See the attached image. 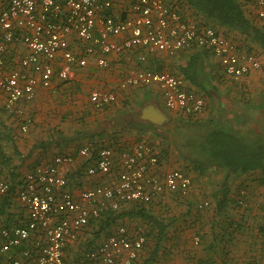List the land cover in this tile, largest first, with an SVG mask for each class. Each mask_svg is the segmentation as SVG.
Listing matches in <instances>:
<instances>
[{
	"label": "built area",
	"instance_id": "obj_1",
	"mask_svg": "<svg viewBox=\"0 0 264 264\" xmlns=\"http://www.w3.org/2000/svg\"><path fill=\"white\" fill-rule=\"evenodd\" d=\"M174 0H0V94L3 107L19 117V130L31 122L19 107L30 100L37 87H48L55 77L68 79L73 66H85L93 57L96 66L107 68L112 54L136 51V59L171 56L192 47L207 49L217 59L226 77L238 81L261 61L252 51L210 26H200L172 7ZM255 15L264 19V0H256ZM22 44L25 53L8 59V48ZM185 80L168 70L128 67L121 72L117 87L155 85L164 107L188 117L203 114L205 99L188 89ZM89 98L95 108L116 99V92L92 89ZM77 155L91 159L88 175L107 174L114 163L113 150L93 152L82 146ZM72 156L57 155L40 162L23 175L16 199L27 212L24 225L0 226V257L4 264H133L144 243L119 225L77 262H66L63 251L76 240L79 229L106 208L122 203L148 202L160 194H186L191 178L183 170L156 171L159 157L149 145L119 153L113 181L82 189L75 196L66 188L67 179L57 165L72 162ZM8 182L0 177V195ZM202 201L199 206H206ZM198 241L193 238L194 244Z\"/></svg>",
	"mask_w": 264,
	"mask_h": 264
},
{
	"label": "trees",
	"instance_id": "obj_2",
	"mask_svg": "<svg viewBox=\"0 0 264 264\" xmlns=\"http://www.w3.org/2000/svg\"><path fill=\"white\" fill-rule=\"evenodd\" d=\"M255 1L250 0L254 8ZM245 6V0H174L172 4L182 16L198 25L213 27L239 42V46H246L248 51L256 46L264 52V19L247 12ZM180 51L189 53L184 64H169L167 70L202 89L201 95L208 98L211 73L206 69V56L210 52L197 47ZM211 109L215 110L213 106ZM177 126L183 138L177 144L187 151L186 160L192 170L202 176L211 169L222 172L220 182L209 194L210 199L205 200L208 204L199 206L202 201L191 197L190 187L184 195L168 192L148 202H127L117 209H103L88 222L93 228L90 246L122 225L145 238L133 264H170L177 254L186 264H227V258L230 260L234 248L241 244L238 264H264V188L263 199L256 206L253 202V206L249 204L248 191L253 190L247 188L252 178L264 177L258 173L264 170V130H240L218 119ZM8 134L0 128V167H4L0 169V177L9 184L6 194L0 195V226L10 228L24 225L27 212L16 199L22 178L8 167L11 157L4 152L10 139ZM172 206L184 210L173 214ZM191 236L198 238L196 245L200 249L191 248Z\"/></svg>",
	"mask_w": 264,
	"mask_h": 264
},
{
	"label": "crops",
	"instance_id": "obj_3",
	"mask_svg": "<svg viewBox=\"0 0 264 264\" xmlns=\"http://www.w3.org/2000/svg\"><path fill=\"white\" fill-rule=\"evenodd\" d=\"M245 2L246 11L251 14L255 13L256 7L251 5L250 0H245ZM240 47L248 51L246 46L241 45ZM250 51L258 56L261 66L238 81L226 77L217 59L212 54H207L206 69L208 73H211V80L208 83V98L203 96L205 110L203 114L195 117L168 111L164 107L162 94L155 85L137 86L123 91L117 87L121 72L128 67L137 66L152 70L166 68L165 70H167L169 64L183 65L189 54L186 51H178L173 57H166L163 54L148 56L144 63L138 62L137 52L134 50L127 54H112L109 57L107 68L96 66L93 57H91L85 66H73L72 74L68 79L59 80L54 77L48 87H37L32 99L19 101L18 105L23 116H29L31 120L25 132L15 130L16 125L11 123L12 120L5 121L4 115L3 117H1L2 114L0 115L1 131L9 133L8 136H10L6 147H4L5 154L11 157L8 167L19 172L20 177L23 178V174L31 171L40 162L49 163L57 155L72 156V162L59 164L57 167L67 179L66 188L76 196L82 189L113 181L119 166V153L139 145L151 146L159 157L156 171L159 174L165 171L167 168L162 163L163 148L161 144L166 146V140L169 138L159 131L158 127L165 126L167 123L169 126L175 123L192 124L218 119L219 121L231 120L232 124L240 130L245 127L264 130V52L256 46H253ZM25 52V47L22 44L9 47L8 59L13 54L21 55ZM173 69L176 70L175 67ZM184 84L188 89L203 95L202 89L186 79ZM92 89L115 91L116 99L101 108H95L89 98V92ZM210 92H214L218 97L217 107L214 106ZM147 104H155L162 108L167 113V120L156 125L141 118V110ZM211 106L215 110H212ZM0 108L3 109L2 94H0ZM206 116L208 118H202ZM169 137L172 141H176L172 133H169ZM84 145L89 146L93 152L103 147L111 148L114 157L111 172L105 175H88L86 167L91 164V159L77 155V150ZM169 149L171 152L170 146L168 151ZM176 150L188 162L186 160L187 151L180 147ZM2 168L4 167H0V169ZM184 172L191 178L190 191H192L196 185L195 177L201 178L202 175L188 169ZM258 173L264 175V170ZM247 188L253 190L252 192L248 191L249 204L252 205L253 202V205L256 206L263 199L264 177L252 178ZM92 231L93 228L88 224L79 229L76 240L65 247L64 258L69 262H77L83 258L84 253L92 247L90 246ZM87 242L88 244L82 249L81 245ZM71 255L74 257H70ZM4 263L0 257V264Z\"/></svg>",
	"mask_w": 264,
	"mask_h": 264
},
{
	"label": "rangeland",
	"instance_id": "obj_4",
	"mask_svg": "<svg viewBox=\"0 0 264 264\" xmlns=\"http://www.w3.org/2000/svg\"><path fill=\"white\" fill-rule=\"evenodd\" d=\"M178 113V112H177ZM2 114V115H1ZM179 114V113H178ZM0 115L1 117L5 118V121H9L12 120L11 123H13L14 125H16V127H14L15 130L19 131V122L21 120H19V117H17L15 115V113H10L7 110L0 108ZM202 118H208V116L206 117H202ZM201 122V121H200ZM228 123H231V120H227ZM188 124V123H186ZM171 125V124H170ZM167 125L162 126V127H158V130L161 131L163 134H166V136L169 138L166 140V146H163V144H161L162 148H163V153H161V159H162V163L164 165L165 168H178L180 170H190L193 171L190 164L188 162H186L184 160V158L182 157V155H180L179 152H177L176 148H179V145L176 144L177 142L180 143V141H183V138H181V135L179 133V126H177V124L175 125ZM234 126V124H232ZM235 127V126H234ZM248 127H245V129H247ZM169 133H173V135L175 136V140L176 141H172L169 137ZM193 138V137H192ZM162 142V141H161ZM171 147V152L170 149L168 151V147ZM161 148V149H162ZM167 150V151H166ZM176 151V152H175ZM170 153V154H169ZM190 168H189V167ZM24 175V174H23ZM195 181H196V185L192 188L191 193V197H194V200H197L198 202L200 201H204V200H209V194L211 192V190H213L214 185H216V183H219L221 180V174L218 173L216 170L211 169L210 171H208L204 176H202L201 178H199V176L195 177ZM205 198V199H204ZM177 210V211H176ZM184 208L181 206L175 207L172 206V210L171 212H173V214L176 212H181L183 211ZM190 235V231L188 233ZM196 236H191L190 237V245L192 246L191 248L194 250L196 247L199 249L198 244H194L193 242V238ZM242 240V238H241ZM241 243V241H239V244ZM242 245V244H241ZM236 246V248H234V250L232 251V258H227V264H238V262H240L239 258L240 256H242V246ZM83 249V246H82ZM177 257H175L173 259V261L170 264H186V261L180 257V255H176ZM199 256H202V253H199ZM70 257H74V255H71ZM218 258V257H216ZM219 259V258H218ZM217 262V261H216Z\"/></svg>",
	"mask_w": 264,
	"mask_h": 264
},
{
	"label": "water",
	"instance_id": "obj_5",
	"mask_svg": "<svg viewBox=\"0 0 264 264\" xmlns=\"http://www.w3.org/2000/svg\"><path fill=\"white\" fill-rule=\"evenodd\" d=\"M214 106H218V97L214 92H210ZM141 118L149 120L151 123L160 125L167 120V113L155 104H147L141 110Z\"/></svg>",
	"mask_w": 264,
	"mask_h": 264
}]
</instances>
